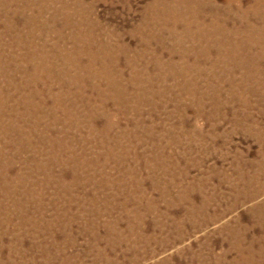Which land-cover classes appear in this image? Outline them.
<instances>
[{
  "label": "rangeland",
  "instance_id": "1",
  "mask_svg": "<svg viewBox=\"0 0 264 264\" xmlns=\"http://www.w3.org/2000/svg\"><path fill=\"white\" fill-rule=\"evenodd\" d=\"M0 264H264V0H0Z\"/></svg>",
  "mask_w": 264,
  "mask_h": 264
},
{
  "label": "bare ground",
  "instance_id": "2",
  "mask_svg": "<svg viewBox=\"0 0 264 264\" xmlns=\"http://www.w3.org/2000/svg\"><path fill=\"white\" fill-rule=\"evenodd\" d=\"M258 5V4H257ZM256 26V25H255ZM255 29V28H254ZM86 47V46H85ZM15 51V50H14ZM80 53V52H79ZM189 53V52H188ZM258 62V61H257ZM168 68V67H167ZM45 73V72H44ZM170 106V105H169ZM187 120V119H186ZM225 142V141H224ZM75 215V214H74ZM67 248V247H66ZM90 248V247H89ZM216 249V248H215ZM42 253V252H41ZM189 253V252H188ZM26 259V258H25ZM204 263V262H203Z\"/></svg>",
  "mask_w": 264,
  "mask_h": 264
}]
</instances>
